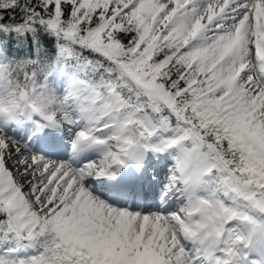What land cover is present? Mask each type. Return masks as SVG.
Masks as SVG:
<instances>
[{
  "label": "snow or ice",
  "instance_id": "snow-or-ice-1",
  "mask_svg": "<svg viewBox=\"0 0 264 264\" xmlns=\"http://www.w3.org/2000/svg\"><path fill=\"white\" fill-rule=\"evenodd\" d=\"M0 264H264V0H0Z\"/></svg>",
  "mask_w": 264,
  "mask_h": 264
}]
</instances>
